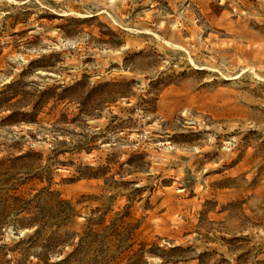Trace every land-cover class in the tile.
<instances>
[{
  "label": "rangeland",
  "instance_id": "obj_1",
  "mask_svg": "<svg viewBox=\"0 0 264 264\" xmlns=\"http://www.w3.org/2000/svg\"><path fill=\"white\" fill-rule=\"evenodd\" d=\"M0 264H264V0H0Z\"/></svg>",
  "mask_w": 264,
  "mask_h": 264
}]
</instances>
